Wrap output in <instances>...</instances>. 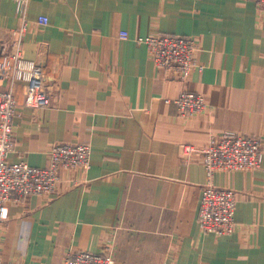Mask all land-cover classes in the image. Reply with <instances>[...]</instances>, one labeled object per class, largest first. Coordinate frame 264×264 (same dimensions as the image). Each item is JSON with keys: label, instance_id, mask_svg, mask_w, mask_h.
<instances>
[{"label": "crops", "instance_id": "1", "mask_svg": "<svg viewBox=\"0 0 264 264\" xmlns=\"http://www.w3.org/2000/svg\"><path fill=\"white\" fill-rule=\"evenodd\" d=\"M22 51L47 71L48 108L24 106L22 84L9 161L44 167L56 143L91 146L88 168L63 170L53 194L9 204L0 259L63 264L72 252L115 264H264V157L260 169L220 172L236 192L230 235L199 223L206 171L180 145L206 146L226 132L264 146V14L252 0H30ZM40 16L48 24L38 22ZM16 0H0V58L16 49ZM126 32L128 39L121 38ZM197 39L188 82L150 59L138 36ZM0 80V89L4 88ZM185 89L208 107L182 118Z\"/></svg>", "mask_w": 264, "mask_h": 264}, {"label": "built area", "instance_id": "2", "mask_svg": "<svg viewBox=\"0 0 264 264\" xmlns=\"http://www.w3.org/2000/svg\"><path fill=\"white\" fill-rule=\"evenodd\" d=\"M16 1L17 11L23 22L18 28L20 37L16 49L0 58V80L5 82L4 88L0 89V228L7 218L10 203L33 195L55 193L61 182V172L88 168L92 154L88 143H56L52 146L48 154V164L44 167L31 166L25 161H9V157L15 152L14 118L18 109L16 86L18 84L23 86L25 107L40 110L51 105L45 66L36 60L27 59L21 48L30 0ZM252 1L264 14V0ZM38 22L48 24L49 19L40 16ZM121 35L123 38L127 37L126 32ZM139 41L148 45V51L158 68L182 82L188 81L197 66L198 46L195 39L166 35L140 38ZM174 102L178 115L182 118L199 115L208 105L205 96L187 89L183 90ZM180 153L184 160L191 156L199 157L206 171L198 217L203 231L218 237L232 234L236 228V192L217 186L215 176L220 172L262 168L264 146L261 137L226 132L220 137H212L206 146L181 144ZM0 264L16 263H6L0 259ZM63 264H115V262L109 255L78 251L68 254Z\"/></svg>", "mask_w": 264, "mask_h": 264}, {"label": "bare ground", "instance_id": "3", "mask_svg": "<svg viewBox=\"0 0 264 264\" xmlns=\"http://www.w3.org/2000/svg\"><path fill=\"white\" fill-rule=\"evenodd\" d=\"M166 35H170V36H175V37H184V38H193V39H195L196 40V42H197V39L196 38H194V37H192V36H182V35H178V34H160V35H156V36H166ZM148 37H155V36H152V35H148V36H138V37H136L134 40L137 42V43H139V44H145V45H147L146 43H144V42H140L139 41V39L140 38H144V39H146V38H148ZM121 38H123L122 37V35H121ZM129 38V36H128V34H127V37L126 38H123V39H128ZM148 46V45H147ZM149 56H150V59L153 61V59H152V56H151V54L149 53ZM196 59H197V57H196ZM196 62H197V60H196ZM153 63H154V61H153ZM155 64V63H154ZM192 74V73H191ZM173 76V75H172ZM175 77V76H174ZM190 78V77H189ZM189 80V79H188ZM188 82V81H187ZM184 83H186V82H184ZM186 90V89H185ZM188 90V89H187ZM189 91H191V90H189ZM191 92H193V91H191ZM182 93V92H181ZM180 93V94H181ZM196 93V92H195ZM179 94V95H180ZM199 94H201V93H199ZM178 95V96H179ZM203 96H205L204 94H202ZM205 98H206V96H205ZM176 99V98H175ZM174 99V100H175ZM206 100H207V98H206ZM208 103V102H207ZM207 107H208V105H207ZM207 109V108H206ZM14 141H15V136H14ZM233 190V189H232ZM4 223V222H3Z\"/></svg>", "mask_w": 264, "mask_h": 264}, {"label": "rangeland", "instance_id": "4", "mask_svg": "<svg viewBox=\"0 0 264 264\" xmlns=\"http://www.w3.org/2000/svg\"><path fill=\"white\" fill-rule=\"evenodd\" d=\"M233 172H235V171H233ZM228 189H230V188H228ZM237 197V196H236Z\"/></svg>", "mask_w": 264, "mask_h": 264}]
</instances>
